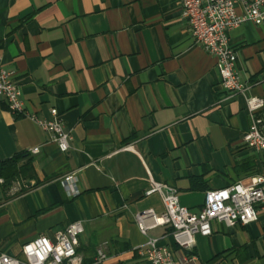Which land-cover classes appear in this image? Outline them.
Here are the masks:
<instances>
[{"label": "crops", "instance_id": "1", "mask_svg": "<svg viewBox=\"0 0 264 264\" xmlns=\"http://www.w3.org/2000/svg\"><path fill=\"white\" fill-rule=\"evenodd\" d=\"M228 38L246 87L233 97L215 59L193 43L178 0H0V68L12 72L26 114L45 121L55 109L71 137L60 152L0 100V161L20 155L24 168L9 187L0 183V253L19 258L24 243L80 222L82 264H150L137 253L147 239L184 254L167 227L142 235L136 226L143 211L163 212L158 194L145 195L150 179L198 212L206 191L264 175V153L242 141L246 98L264 101V23ZM253 114L264 122V106ZM211 230L195 236L189 264H264V210L245 226L212 221Z\"/></svg>", "mask_w": 264, "mask_h": 264}, {"label": "built area", "instance_id": "2", "mask_svg": "<svg viewBox=\"0 0 264 264\" xmlns=\"http://www.w3.org/2000/svg\"><path fill=\"white\" fill-rule=\"evenodd\" d=\"M180 17L186 21L193 43L215 59L219 84L228 97L243 94L246 90L235 69L236 52L230 46L228 34L244 23L261 25L264 23V0H178ZM0 100L4 102L13 117L26 116L38 124L48 134L49 140L58 150L66 152L70 135L60 122L57 111L50 109V120H38L26 114L20 98V89L13 80L12 72L0 68ZM264 106L263 99L246 98V107L251 114L249 130L243 135L246 147L264 153V122L253 113ZM38 152V148L30 151ZM150 188L145 195L158 194L163 204V212L157 216L152 210L136 215L135 223L142 235L157 226L169 229L168 236L184 254L175 258L166 245L159 239H147L137 248L139 256L150 264H189L196 260L192 253L195 236L211 235V222L226 226L239 224L245 226L256 221L258 210H264V175L254 176L249 185L235 182L232 185L206 191L201 209L192 212L181 206L176 190L165 183L150 179ZM0 183L3 180L0 179ZM62 183L69 195H78V189L71 175L63 177ZM83 228L80 222L68 224L63 230L54 233L53 240L38 236L24 243L20 257H10L0 253V264H82L77 253L78 236ZM105 259L102 251H97V260Z\"/></svg>", "mask_w": 264, "mask_h": 264}, {"label": "trees", "instance_id": "3", "mask_svg": "<svg viewBox=\"0 0 264 264\" xmlns=\"http://www.w3.org/2000/svg\"><path fill=\"white\" fill-rule=\"evenodd\" d=\"M20 155H16L10 159L0 161V179L3 180V186L9 187L11 182L22 177L24 168L18 166ZM28 163V168H29Z\"/></svg>", "mask_w": 264, "mask_h": 264}]
</instances>
